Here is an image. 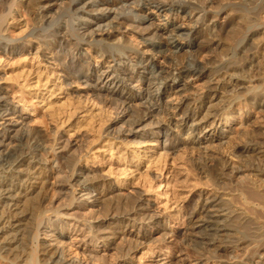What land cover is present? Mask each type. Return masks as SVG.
I'll return each mask as SVG.
<instances>
[{"label":"bare ground","instance_id":"6f19581e","mask_svg":"<svg viewBox=\"0 0 264 264\" xmlns=\"http://www.w3.org/2000/svg\"><path fill=\"white\" fill-rule=\"evenodd\" d=\"M56 1L59 0H0V57L6 56V59H9L15 55L28 51H32L35 56L41 55L45 62L51 61L58 66L62 73V82L66 90L71 91L72 83L81 82L85 86L86 90L84 94L87 96V99L97 101L102 104L103 107L108 106L111 108L115 113V119L103 132L101 128H99L101 125L98 127V132L95 133V141L97 142L101 134L104 137L109 136L112 139L128 140V142L130 141L133 143L144 142L147 140V137L140 136L137 131L141 129L145 131V129H148V132H150L148 138L160 143L161 149L165 151H176L180 148L187 149L188 147L195 148V145H197V147L203 146V154L210 160L209 162H211V165L208 164L209 167L205 168L203 164L199 163L197 164V168L205 169L206 174L214 180L218 191L221 192L205 199L197 198L189 200L185 204L183 215L189 217L188 228H191L195 234H192V236L191 233H185V231H175L173 237L190 248L192 252L194 251L196 255L198 254L200 256L203 254L202 251L206 252V250L210 252L209 255L205 256L209 264H226L227 262H223L224 259L221 261L222 259L218 255V250L223 251L228 248H231L234 252L237 251V253L251 254L243 261H235L230 264H262L260 260L264 256V179L261 178L264 177V167H261V162H264V160H262L264 159V155L262 154L264 149L262 150L261 148V144L263 143L244 141V145L236 149L239 154L243 155L242 158H240L241 156L238 157V155L235 156L236 154H234L235 151L233 148L234 152L230 151L231 154H228L231 156L233 153L234 155L232 156H235V158L238 157L239 159H243V157L247 159V156L251 155L257 156L256 158L260 159L259 165L261 166L257 164L247 165L245 161L243 165H230L227 164L225 160L219 156L220 153L217 154L215 150L223 149L225 144L228 146L232 135L231 133H226L224 130L217 132V130L213 128L214 121L216 120L228 124L231 115H228L229 113L225 111L227 110L228 112L232 106H237V111L242 109L239 101L240 99L246 100L247 104L252 107L254 106V108L256 106L259 111L264 109V92L261 90L263 82L261 83L262 77L260 78V65L258 64V67H255L254 61L247 55V53L253 49H251L253 44L246 41L241 47L240 52H237L242 55H240L236 63L224 62L221 58V55H223L228 60L233 59L236 55L233 49L224 48L221 49V55L219 53V55H215L218 48H222L226 45H222V42L219 43L221 40L220 38L228 37L230 38L229 41H232L234 44V41L244 33L243 30L253 23V21H250L248 18L244 25L241 26L243 27L241 31L235 33H231L228 30L232 20L225 22L227 28L218 27V39L216 37L215 39L217 40H214V37L210 38V41L214 40L211 41L212 43L210 42L211 44L209 43V50H212V55L210 57L207 55V59L203 57L201 60V57L198 58V60L196 57L198 53L195 57L189 56L186 58V61L188 59V63L181 62L177 64V62L172 63L170 60L167 61V58H169L167 52L172 53V49H177L180 45L177 44V42L185 43L186 54L188 50L194 46L198 49L202 47L201 41L197 43L196 40L192 41L191 38L195 24L198 25L197 23L202 18L199 13L194 14V11L199 9L201 10L199 12H204V4L210 0H187V2L184 0H89L88 5H85L86 3L83 4L84 6L82 5L85 9L84 14L92 12L104 14V12L107 11L119 12L118 14L120 17L116 19L115 25L119 30L124 29L126 32H130L131 37H133L136 42L138 38L140 39L134 44L138 46L136 49L126 47L123 42L121 44L111 41L106 47L101 48V44L106 43L103 39L94 42L92 34H87L88 36L84 35L88 24L81 33H78L79 31L77 29L76 32L78 35L76 36H78V39L76 41L70 40L69 37V39L66 37L57 38L50 33V35H38V29L33 27V24L29 25V21L27 20L24 21V25L20 28H16L12 24L17 11H22L27 15L31 21L30 23H33V21H41L44 15L49 11L51 4ZM72 1L76 6L82 3L79 0H71V2ZM252 2L254 4L259 1L252 0ZM129 4L134 5V7H129ZM84 14L73 15L75 18L71 19V21L77 22L81 19H89V17ZM239 17L242 18L241 16ZM240 18L239 21H242ZM154 20H156L157 23H155ZM243 20H245V18ZM214 27L216 26L214 25ZM100 31L102 30H99V32ZM32 40H34V42H32ZM146 40L151 42H147ZM154 41H157V43ZM93 42L96 45H94ZM232 43L229 44L232 45ZM259 43L260 42H258V44ZM81 44L85 46L84 49L81 48ZM126 50L133 52L137 60L134 64L132 63L133 65L131 67L129 66V69L122 70L119 68V64L125 59ZM256 50L254 54L261 55L264 52L260 46H258ZM204 51L205 49L203 52ZM205 54H207V52L202 55ZM158 60H161L164 64L167 61L165 65L163 64L165 68L158 66ZM197 62H201L202 67L199 66ZM205 73L207 76H210L212 80L211 82L209 81V86L208 84V87L206 86L208 92L231 87L233 91H231V89L225 90L224 93H227L229 98L226 100L224 99L225 101L217 106H212L213 109H211V112L208 110L211 114H206V112H204L205 114L198 120L201 123H198V121L196 124L194 123L198 118V114L196 116L195 112L196 108H198L197 105L192 107L186 95H183L182 98L177 96V93L174 95L177 89L173 87L163 89L159 95V97H161L170 92L172 94L167 97L166 110L159 111L155 116H152L153 114L151 115V112H149L151 110L150 105L153 103L152 107H154L155 102H152L151 98L149 99L147 95L144 96L140 93L144 83H148V85L152 86L153 84L163 83L168 78H173L174 76L181 77L184 74L201 75ZM143 77L145 78L143 79ZM126 83H129L133 87H129ZM72 93L75 96H81L77 95L79 94L77 90H73ZM202 96V99L207 97V95ZM159 97L157 101H159ZM198 99H200V97ZM235 100L238 101L236 102ZM233 102H235L234 105ZM215 104H217V102ZM141 105L144 106V109H140ZM19 111H21L19 107L10 102L8 93L5 92V89L0 87V164L2 162H11L16 151L25 147L35 148L38 152L42 151V155L44 156L46 153L49 155L46 159L47 167L49 168V174H47L49 180L43 182L42 185L39 186L38 192L35 193V191H33L26 194L23 206L21 205L23 207L20 213L21 216L18 217L17 215L13 223H8L13 228L24 227L22 224L25 222V219L29 215L32 217V220L29 218L32 221V225L28 231L25 245H22V249H24L23 253H25L22 259L23 264H92L93 262L90 263L89 259L95 261L97 264L101 257H106L107 251H113L111 245H107L106 248L102 250H97L96 248V251L91 250L90 253H88L89 251H85L86 249H83L81 252L73 249L72 243L77 241L78 237H80L84 240L88 239V242L96 247L100 240H102L103 243H108V237H115L117 235L116 231L112 230L106 234L103 232L104 230L100 231L97 229L98 231L94 232L95 230L93 228H95V225L92 226L93 224L87 227L85 225L83 227L74 225V228H68L66 227L68 221L60 220L57 216L54 218V224H56L57 229L61 232L52 238L55 249L45 263H40L37 259V246L35 241L38 236V226L42 224V218L46 213L54 211L56 215H59L58 209L65 204V201H63L64 199L69 200L71 205L73 202L78 201V203H80L79 208L88 211L93 210L95 207V201H91L93 198V190L85 185L84 181L85 176L90 172L88 169L82 168L79 163V157L82 158L86 145L88 144V150L91 143L88 142L89 137L87 134H80V136H76L74 140H70L59 130L53 132L49 122L47 123L45 121L46 129L49 130L50 128V132L53 134L49 141H46V148L43 149L38 142L31 143L32 133L28 127V117L23 115V109L22 112ZM245 113H247L246 110ZM99 122L101 123V120ZM189 122L194 124L191 125ZM242 123L244 124V122ZM243 124L241 125L240 123V127L243 126ZM194 134L201 136L199 142H195V140L191 138ZM223 139L227 141H223ZM61 151H64L68 157L65 158ZM21 160L22 157L14 163L18 164ZM14 166L15 165L10 167V171H13L12 169ZM74 173L77 175L75 177L77 181L81 182L76 185L79 187L78 195H81L79 196L81 199L78 197L76 198L73 188L67 189L62 186L64 182L69 184L70 176ZM237 175L241 176L238 177ZM231 177H233V179ZM254 177L262 181H259L260 183L251 181L250 179ZM234 179H236V181H233ZM14 186L15 184L13 181H0V189L7 187L6 195L8 196L5 197L7 200L13 198L10 192L13 191L14 193L15 191L10 189H13ZM0 192L2 193L4 191L1 190ZM84 197L86 198L82 199ZM88 202L89 204H87ZM134 204L133 199H128L127 202L122 204L123 207L121 204H118L114 209L116 212H119L120 209L123 208L124 211L128 213L133 209ZM108 210L103 211L106 213ZM88 211L86 214H89ZM153 217H157L155 213H153L150 218ZM44 222L47 226L53 224V222L51 224L49 217H47ZM155 225L156 228L154 229L157 230L159 228V222ZM48 228H52V226ZM68 229H71L72 235L64 234L65 231H69ZM188 231L190 230L188 229ZM141 237L142 240H145L147 235L144 234L141 235ZM1 242L0 254H3L1 258L5 261L10 255L12 256L11 251L13 250L11 248L4 249L5 246H3ZM128 245L121 249L114 247L115 249L117 248L113 251L114 256L129 262L133 261V251L131 246ZM86 252L88 255L90 254L89 259L86 258L88 256H86ZM238 255L239 254L236 256L234 255L235 258ZM234 256L232 258H234ZM222 258H224L223 254Z\"/></svg>","mask_w":264,"mask_h":264},{"label":"rangeland","instance_id":"374dc122","mask_svg":"<svg viewBox=\"0 0 264 264\" xmlns=\"http://www.w3.org/2000/svg\"><path fill=\"white\" fill-rule=\"evenodd\" d=\"M79 1L82 3L77 6L73 1L71 2V0L56 1L51 4L49 11L44 15L41 21H33V23H30L29 17L22 11H17L12 24L16 28H20L24 25V21L27 20L29 21V25L33 24V27L38 29V35L43 36L45 34H51L57 38L66 37L73 41L78 39V36H76L78 35L76 32L77 29L79 31L78 33H81L88 24L84 35L92 34L94 42L103 39L106 43H102L101 48L106 47L110 41L113 43L119 42L121 44L123 42L126 47L133 49L138 47L134 44L140 40L139 38L136 42L134 38L131 37L130 32H126L124 29L119 30L115 25L116 19L120 17L118 14L119 12L107 11L104 12V14L99 12L84 14L85 9L83 8V4L86 3L85 5H88L89 0ZM184 1L187 2V0ZM258 1L259 2L253 4L252 0H210L204 4V12H199L201 11L199 9L194 11V14L199 13L202 18L197 23L198 25H193L194 31L191 38L192 41L196 40L197 43L201 41L202 49L195 48L194 46L189 49L186 54L185 43L182 42V44L181 42H177V44H180L177 49H172V53L167 52L169 56L167 61L170 60L172 63L177 62V64L181 62L188 63V59L186 61V58L189 56L195 57L198 53L199 54L196 56L197 59L201 57V60L203 57L207 59L208 56L210 57L212 55V50H209L210 44L212 43L211 41L218 39V27L227 28L225 22L232 20L231 25L228 27L229 32H239L243 28L241 26H243L245 21L249 18L253 23L243 30L244 33L234 41V44L232 41H229L230 38L228 37H222L223 39L220 38L221 40L219 43L222 42V45H226L222 48H218L215 55H221V49H233L237 56L235 55L231 60L226 59L223 55H221V58L224 62L236 63L240 55H242L237 52H240L241 47L246 41L251 42V44H253L251 49H253L247 53V55L252 58L255 67H258V64L260 65V78L262 77L261 83L263 82L261 90L264 92V52L261 55L259 54L261 57L258 54H254L258 46L262 47V51H264V0ZM129 7L132 8L134 5L129 4ZM75 14H84L89 17V19H81L77 22H72L71 19L75 18V16H73ZM239 18L242 19V21H239ZM244 18L245 20H243ZM154 22L157 23L156 20H154ZM214 25L216 27H214ZM99 30L102 31L99 32ZM213 37L214 40L210 41V38ZM215 37L217 39H215ZM32 42H34V40H32ZM94 42L93 44L96 45ZM154 42L157 43V41ZM258 42L260 43L258 44ZM229 43H232V45ZM80 46L83 49L85 48L82 44ZM204 49L205 51L203 52ZM205 52H207V54H205L206 56L202 55ZM125 54V62L123 60L122 63L119 64V68L122 70L129 69V66L131 67L137 60L133 52L126 50ZM255 57L258 58L256 59ZM161 63L162 61L158 60V66L165 68V64ZM197 63L202 67L201 62ZM61 74L60 69L55 63L51 61L45 62L41 55L35 56L32 51L15 55L9 59H6V56L0 57V87L5 89V92L8 93L10 102L19 107L21 110L19 112H22L23 109V115L28 117V127L32 133L31 143L38 142V144H41V148H46V141H49L53 133L50 132V128L49 130L46 129L45 121L47 123L49 122L53 132L59 130L70 140H74L75 137L80 136V134H87L89 137L88 142L91 143L88 150V144L86 145L82 158L79 157V163L82 168L84 167L90 172L85 176L84 181L85 185L93 190V198L91 201H95V207L93 210L88 211L79 208L80 203H78V201L73 202L71 205L69 200L64 199L63 201H65V204L58 209L59 215H56L54 211H51L52 213H46L42 218V224L38 226V236L35 241L37 246L36 255L39 262L45 263L48 261L52 251L55 249L52 238L61 232L57 229L56 224H54V218L57 216L60 220L68 221V224H65L68 228H74V225L80 227L85 225L87 227L93 224L92 226L95 225V228H93L95 230L94 232L98 231L97 229L100 231L104 230L103 232L106 234L112 230L116 231L117 235L115 237H108V243H103V241L100 240L96 247L88 242V239L84 240L78 237L77 241L72 243L73 249H76L78 252L86 249L85 251H89L88 253H90L91 250H95L96 248L97 250L105 249L107 245H111L113 251L117 248L121 249L126 247L128 244V246H131L133 261L129 262L117 258L114 256L113 251H107L106 257H101L102 260L100 258V264H109V262L110 264H209L205 256L209 255L210 252L206 250V252L202 251L203 256L196 255L194 251L192 252L190 248L173 237L175 231H185V233H191V235L195 234L191 228H188L189 217L183 215L185 204L189 200L197 198L205 199L221 192L218 191L214 180L206 174V170L200 169L199 167L197 168V164L199 163L203 164L205 168L209 167L208 164L211 165V162H209L210 160L203 154V146L197 147V145H195V148L188 147L187 149L180 148L176 151H165L161 149L160 143L148 138V134H150L148 129H145V131L143 129L137 131L140 136L147 137V140L144 142L133 143L130 141L128 142V140H117L109 136L104 137L102 134L98 142L95 141V133L98 132V129L101 128L103 132L108 125L112 124L115 119L114 111L108 106L103 107L102 104L97 101L87 99V96L84 94L86 90L85 86L81 82L72 83L71 91L66 90L62 82ZM205 74H201L202 76L199 74H184L181 77L174 76L173 78H168L163 83L153 84L152 86L148 85V83H144L140 93L144 96L147 95L149 99L151 98L152 102H155L154 107H152L153 103L150 105L151 110L149 112H151V115L153 114L152 116H155L159 111L166 110L167 97L172 94L170 92L161 97H159V95L163 89L172 87L177 89L174 95L177 93L176 95L180 96V98L186 95L192 107L197 105L198 108H196L195 112L196 116L198 114V118L195 120V124L200 120L202 115L205 114L204 112H206V114H211L209 112L213 109L212 106H217L229 98V95L224 93V91L230 89L233 91V89L231 87L208 92L207 87L212 80L210 76ZM144 78L145 77H143V79ZM127 85L133 87L129 83ZM72 89L77 90L79 93L77 95L81 96H75L72 93ZM202 95H207V97L202 99ZM158 97L159 101H157ZM199 97L200 99H198ZM235 101L237 102L238 100ZM239 101L242 109L237 111V106H232L228 112L227 110L225 111L229 113L228 115H231L230 121L228 119V124L217 120L214 121L213 128L216 129L217 132L224 130L226 133H231L232 135L229 140V147L225 144L223 149H217L215 151L217 154L220 153L219 156L230 165H243L244 161L247 165H259L260 159H257V156L254 155L247 156V159L246 157L239 159L238 157L241 156L240 158H242L243 155L239 154L236 149L242 147L245 143L244 141L262 142L261 148L262 150L264 149V109H262L263 111H259L256 106L254 108V106L248 105L246 100L240 99ZM216 102L217 104H215ZM234 103L235 102H233V105ZM140 109H144V106L141 105ZM245 110L247 113H245ZM100 120L101 123L99 122ZM242 122H244V124ZM194 123L191 124V122H189L191 125ZM198 123L201 122L198 121ZM240 123L241 125L243 124V126L240 127ZM191 138H193L195 142H199L201 136L194 134ZM223 141L227 140L223 139ZM22 149L16 151L11 162H2L0 164V181L9 182L10 180L15 184L13 189H10L15 191L14 193L13 191L10 192L13 197L11 200L5 198L8 196L6 195L7 187L0 189V191H4L2 193L0 192V242L2 241V245L5 246L4 249L11 248L13 250L11 251L12 256L10 255L5 261L1 258L3 254H0V264H23L22 259L25 253H23L24 249L22 248L25 245L28 231L32 225V217L29 215L25 219L26 223L24 222L22 224L24 227L13 228L8 223H13L17 215L18 217L21 216L20 213L23 209L22 206L26 194L33 191H35V193L38 192L39 186L42 185L43 182L49 180L47 175L49 174V168L47 167L46 160L49 155L46 153L45 157L42 155V151L38 152L35 148L31 147ZM230 151H233L234 154H236L235 156L238 155V157L235 158V156H232L234 155L233 153L231 156L228 155ZM61 153L65 158L68 157L64 151H61ZM262 154L264 155V150ZM20 157H22L21 162L18 164L14 163ZM261 163L262 166H259L264 167V162ZM13 165H15L12 169L13 171H10V167ZM76 176L75 173L70 176L69 184L65 182L61 184L67 189L73 188L76 198H80L79 196L81 195H78L79 187L76 185L81 182L77 181V178H75ZM237 176L239 177L241 175ZM231 178L233 179V177ZM261 178L264 179V177ZM250 180L258 183L262 181L259 178L257 179V177L251 178ZM233 181H236V179ZM85 198L86 197L82 199ZM128 199H133L135 203L133 209L128 213L124 211L123 208H121L119 212H116L114 208H116L118 204L122 206ZM89 202L87 204H89ZM103 210H108V212L104 213L105 211ZM87 211L89 214H86ZM152 212L155 213L157 217L150 218L153 214ZM47 217L50 218L51 224L52 222L54 224L51 225L52 228H48L51 226L44 224V220L47 219ZM158 222L159 228L155 230V224ZM188 229L190 231H188ZM68 230L70 232L63 231L64 234L72 235L71 229ZM144 234L147 235V237H145V240H142L141 235ZM114 247L117 248L115 249ZM218 251L220 253H218V255L222 259L221 261L224 259L223 262H227L226 264L234 263L235 261H243L250 254L237 253V251L234 252L231 248ZM87 252L85 253L86 256L88 255ZM222 254L224 258H222ZM233 254L235 256L237 254L239 255L235 258ZM233 256L235 259L232 258ZM86 258L89 259L90 254ZM89 260L90 263L93 262L92 264H96L95 261ZM260 261L264 264V256ZM99 262L97 264H99Z\"/></svg>","mask_w":264,"mask_h":264}]
</instances>
